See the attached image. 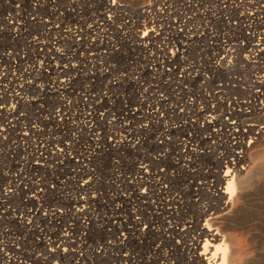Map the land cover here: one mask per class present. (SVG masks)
<instances>
[{
	"label": "bare ground",
	"instance_id": "bare-ground-1",
	"mask_svg": "<svg viewBox=\"0 0 264 264\" xmlns=\"http://www.w3.org/2000/svg\"><path fill=\"white\" fill-rule=\"evenodd\" d=\"M63 1L58 13L54 0L48 4L47 0H0V123L10 120L0 131L18 140L0 141V151H5L0 152V164L10 150L20 158L19 165L0 167L4 176L0 182V264H16L17 259L25 264L84 263L72 253L73 244L90 242L94 227L102 237L106 230L100 247L101 251H116L114 264L130 262L132 255L143 264H264V137L260 130L264 127L253 124L257 117H264V49L255 50L253 62L248 56H238L239 64L260 66V76L252 82L244 100L234 97L237 92L233 87L213 84L209 94L198 89L189 95L193 100L178 109L155 96L142 74L150 73L141 63L133 71V79L124 85L126 90H136L138 101L130 104L133 109L129 110L123 98L126 107L119 106L121 121L117 125L129 123L124 127L121 124L120 129L134 140L132 120L150 124L146 133L154 129L151 143L161 155L157 164L144 160L135 170L129 167L124 173L123 169L109 176L113 196L101 197L92 174L82 171L80 164L85 159L96 162L105 145V141H97L102 139L97 135L100 112L106 110L101 89L114 72L116 54L115 42L104 36L117 32L113 27L117 5L102 4L103 9L91 5L79 14L75 2L70 5V13L66 10L68 2ZM135 1L129 2L133 10ZM139 1L143 6L150 0ZM155 2L166 6L168 0ZM46 4L49 10H43ZM86 12L88 18L83 17ZM242 18L248 22L246 30L260 29L258 35L264 45V16L258 19L244 14L238 19ZM145 29L141 38L133 36L138 46L135 50L149 47L153 52L155 38L151 32L145 34ZM8 41H19L24 48L10 49ZM233 48L228 44L215 49L223 57H209L201 70L208 76L198 72L195 79L187 80L185 72L179 71L183 77L177 83L173 78L168 83L179 89L176 84L216 81L221 70L229 67L226 60L236 61ZM156 53L168 61L163 65L156 59L147 65L154 75L155 70L177 63L176 54L167 57L165 51ZM174 72L172 68L166 75L173 76ZM70 94L67 101L76 102V113L63 100ZM148 96L151 102L146 101ZM47 100L48 135L51 131L63 133L43 137L37 130H22L19 124L24 119L18 112L26 111L31 103L44 107ZM76 119H82L83 126L65 122ZM172 120L179 125H168ZM188 129L190 134L182 135L183 140L173 139L174 131ZM34 137H40V141H30ZM113 142L114 150L134 146L133 141ZM143 142L138 141L133 148L139 151ZM20 168L25 169L33 196L10 212L6 205L17 203L14 196L24 183L16 172H21ZM49 186L59 190V199ZM126 189L129 196L121 194ZM151 199L157 203H149ZM143 201L150 205L151 214L143 211ZM82 219L88 222L84 227ZM155 224L161 229L153 231ZM9 225L13 226L12 233L7 230ZM78 228L84 233L75 235ZM107 259L108 264L111 256Z\"/></svg>",
	"mask_w": 264,
	"mask_h": 264
},
{
	"label": "built area",
	"instance_id": "built-area-1",
	"mask_svg": "<svg viewBox=\"0 0 264 264\" xmlns=\"http://www.w3.org/2000/svg\"><path fill=\"white\" fill-rule=\"evenodd\" d=\"M68 2V7L66 8L67 11L70 13L72 12L70 5L74 2L76 3V9L79 14H82L80 12L81 6H83V1L80 0H66ZM226 0H168L165 6H160L158 2H155V0H150L148 3L141 4L138 6V8L135 9V12H132L129 10V7L124 3V0H93V5H96L101 7L103 9V5L109 4H116V13L115 21H114V29L116 34H111V36H104L105 38L115 42V54H116V60L113 63L114 72L111 73L106 81H104L105 89H101V94L104 96V99L106 102H109L110 100V93L106 90H114L112 92H116L115 90L121 91V88H124L125 83L128 85L129 80L131 78L133 79V71L136 68H139L141 63L144 62V65L146 67V71H148L150 74L142 73L145 76L144 79L148 82H150L151 88L156 92L155 96H159L163 99L161 95L158 94V85H165L167 89H170V93L174 94V92H177L176 96H180L181 94L184 96V94H189L187 91V88H182L183 83L176 84V87H179V89H176L172 84H169V80L173 78L174 83H177L183 76L179 73L185 72V78L187 80L195 79V76L199 72H202L201 70L205 65L207 64V61L209 60V57L215 56L217 60H220L218 56L223 57V55H219L218 52L216 54L213 53V50L220 49L221 47H225L228 44L231 45V47H235L232 50L236 51V49L241 50L242 52L246 51V54L248 58L250 56H254L255 50L262 48L263 45H261L262 37L258 35V32H256V28L252 29V31L246 30V27L249 26L246 19H238L240 16L244 14H252L256 18H261V10L263 8V5L261 3H264V0H227L230 1L231 4H228L227 2H224ZM80 4V6H79ZM137 12V14H136ZM136 15L142 16L143 19H138ZM258 23V22H257ZM147 26L145 29V34L148 32L155 38V41L152 43L153 46V52L151 50L149 51V47L143 48L141 51H136L135 38H141L144 34V29L141 25ZM218 25V26H217ZM213 28L217 29L213 33ZM114 31V30H113ZM225 33V34H224ZM99 39L103 40V35L99 34L97 35ZM230 38H228V37ZM226 40L224 41L223 39ZM220 39H222V45L219 48H216L218 45L214 44V42H219ZM250 40V41H249ZM135 44V45H134ZM134 46V48H132ZM150 45V47L152 48ZM170 46L172 48H176L174 53L172 52V48L170 49ZM252 47H254L252 49ZM155 49V50H154ZM264 49V48H263ZM157 51H165L167 54V57H169L171 54L177 55V63L173 65L171 68L162 67V69L155 70L156 75L151 73V70L149 64H153V61L157 59V61L163 62L165 65L168 61V58L165 57V59H162L159 54L156 53ZM124 51V52H123ZM199 52V53H198ZM191 55H194L193 57ZM198 56L202 58L204 56L205 63L199 65L197 64L198 60L196 59ZM240 56V53L236 52L235 58ZM247 56H241V57H247ZM253 59V58H251ZM196 60V61H195ZM216 61V60H215ZM211 60V62H215ZM253 62V61H250ZM158 63V62H157ZM227 63H230V60L226 61ZM149 68V69H148ZM174 69L175 72L172 75H166L170 71V69ZM179 69V70H178ZM144 70V68H142ZM136 79V76H135ZM158 83V85H157ZM157 85V86H156ZM178 85V86H177ZM118 91V92H119ZM120 94V93H119ZM129 96L127 98H124L125 95H119V106L121 102V107H126V104L124 103V99H130L131 95H137V98L139 97V94L136 92V90L128 89ZM191 94V93H190ZM9 95V94H7ZM124 98V99H123ZM151 96H148L146 101L151 102L150 100ZM188 98V97H186ZM66 98H64V102ZM142 99V98H141ZM138 101V100H137ZM68 104V101H66ZM65 102V104H66ZM126 102V101H125ZM191 102V99H188V101H184V103L189 104ZM127 103V102H126ZM137 103V102H136ZM183 103V104H184ZM130 104L127 103V107L130 109H133L132 106H129ZM40 107L39 105H37ZM43 108V107H40ZM48 109V108H47ZM16 110V107H15ZM74 109L73 113L77 112ZM116 113L115 119L112 120L111 123H108L110 125H113V128L115 131L108 133V136L110 137L108 141H105V137H102V139H97V141H105V145L102 148V154L96 160V162L89 163L85 159V161L80 164V167L83 170H87L92 174V183L94 182L96 185V192L98 191V194L102 197L103 195H111L113 196V193L111 192L112 189L110 187L113 180H109V176L112 174H117L118 171H122L123 173L125 170H129V167H132V164L127 160L122 165H119L116 161H111V169L109 170L107 174V185L103 193L99 189V186L97 185V177L100 176V170L102 168V160L106 159L108 155L113 154L115 156L122 155L123 158H125L127 155H131V152L133 153V147L137 145L138 141L135 142L133 140H130L128 137V133L125 129H120V126L124 127V125L128 126L129 123H121L117 125V123H120L121 119L118 116L119 112ZM43 110H41L39 113L41 114ZM46 111V110H45ZM45 111L43 112L45 114V123L48 120V116H46ZM105 111V110H104ZM104 111L100 112V125L103 124L105 116ZM19 116L23 117V121L19 124L20 128L22 130H26L27 128H30L32 130H37L40 132V129L36 128L35 122H30V119L27 118V115L22 112H18ZM118 119V121H117ZM8 121H10L8 119ZM0 123V129L3 124H7L6 122ZM56 123L61 124V121L59 119H55ZM67 125L69 126H75L76 123H79V125L83 126V120L82 119H76L71 122L65 121ZM134 129L133 123H130ZM169 125V124H168ZM263 127V126H261ZM147 128V126H144L143 129ZM113 129V130H114ZM261 132L264 134V130L260 129ZM50 132V131H49ZM120 132V133H118ZM43 134V137H45L44 132H40ZM97 135L100 136V133L97 130ZM123 134L124 138L121 139V135ZM121 134V135H119ZM5 137H8V139H5ZM12 137L9 138V135H2L0 131V141H11ZM91 139V138H89ZM127 141L131 142L133 141L134 146L133 147H125L124 149H117L114 150L115 143L113 141ZM12 141H18L13 137ZM19 141H24L21 138H19ZM30 141H40V137H34L30 138ZM140 141V140H139ZM1 152V151H0ZM7 157V156H6ZM18 161L19 157L17 156ZM17 161V162H18ZM19 165V162H18ZM90 166H92L94 169L91 170ZM4 167V166H3ZM81 169H77L78 171ZM21 172H17V174L24 180V183H20L21 189L19 191V194H17L16 198L20 202L21 198H24L23 203L27 200L28 197L33 195H27L30 193L29 190H27L26 186L29 188L30 182H28L27 174L25 173V169L20 168ZM2 171V169H0ZM34 185L36 186V182H34ZM22 184V185H21ZM50 190L53 191L55 194H57V199H59V190H55L52 186H49ZM107 189V190H106ZM61 195V194H60ZM102 202H104L102 200ZM27 209V206L25 207ZM9 210V208H8ZM13 212V211H12ZM98 214L105 216L102 211H98ZM87 221L85 219L81 220V227H84V225H87ZM80 227V228H81ZM80 228H78V232L75 233V235L83 234L84 231H81ZM98 229V228H97ZM96 230L94 227L92 229V233L89 236L90 242L85 241L82 242V244H73V250L72 253L77 257L78 259H84V263L80 264H99V262H103L104 264H107L108 259L107 255L111 256V261L108 264H114L112 263V259L114 258V255L112 251H101L100 243L106 238V230H105V236L102 239H93V232ZM77 241L79 237L76 238ZM110 242V240H108ZM105 252V253H103ZM107 259V260H106ZM123 262V263H122ZM121 264H126V261L122 260ZM25 261H21V259L16 260V264H25ZM79 263V262H75ZM103 264V263H102Z\"/></svg>",
	"mask_w": 264,
	"mask_h": 264
},
{
	"label": "rangeland",
	"instance_id": "rangeland-1",
	"mask_svg": "<svg viewBox=\"0 0 264 264\" xmlns=\"http://www.w3.org/2000/svg\"><path fill=\"white\" fill-rule=\"evenodd\" d=\"M52 0H47V4L50 3ZM55 1V6H56V10L58 13H61V10H59V6L62 5V3L64 2L63 0H54ZM82 2V0H80ZM131 1H135V0H124V3L129 7V10H131L132 12L135 11L136 8H138V6L140 5V1L139 0H136L135 3H136V8L133 10L131 8V6H129V2ZM46 4V5H47ZM44 5L43 6V10L46 8L47 10H49V6L47 5ZM93 5V0H84L83 1V6H81V10L80 12H83V11H86V9ZM261 5H263V8H264V3H261ZM262 14H261V18L264 16V11L263 9L261 10ZM88 12L85 13V15L83 17H86L88 18ZM218 26V25H217ZM36 30V28H35ZM217 30V29H214L213 28V33L214 31ZM256 32H258L257 30V26H256ZM40 33V31H37V36L38 34ZM225 34V33H224ZM35 35V37H37ZM228 37V36H227ZM230 38V37H228ZM224 41L226 40L223 39ZM7 44V42H6ZM214 44L218 45L216 48H219L221 47L222 45H224L222 43V39H220L219 42H214ZM10 49H13V50H18V51H21L24 46L21 45V42L19 41H15L13 43L9 42L8 41V44ZM172 48V46H170V49ZM262 48H264V45L262 46ZM61 50H64V49H60ZM176 50V48H172V52L174 53V51ZM246 51L245 50L244 52H242L241 50H238L236 49V52L237 53H240V57L243 55V56H247L246 54ZM24 52V51H23ZM63 52V51H61ZM93 52V51H91ZM124 52V51H123ZM66 53V52H65ZM64 53V54H65ZM199 53V52H198ZM214 54L217 53V51H213ZM255 54V53H254ZM79 57H81L80 55H78ZM192 57L194 55H191ZM220 58V56H218ZM253 57L250 56L249 60L250 61H254L253 59H251ZM198 60L197 64L201 65L203 63H205V58L204 56H202V58L200 56H198L196 58ZM236 61H232L230 60V63H227V65H229V67L227 69H222L221 70V75L218 77H216V81L214 79V81L210 84H207V83H204V81H198L197 83H187V82H184L183 83V86L182 88H187V91L189 92V94H184L185 97H183V95L181 94L180 96H176L177 92H174V94H170V89H167L165 87V85H158V94L161 95L163 97V99H166V103L168 104V107L172 108V109H178L181 105H183L184 101H188V99H192V97H190V93L192 92H196L198 89H201V90H204V93L205 94H209V91L212 89L211 86L214 84V86H227V87H233L235 90H236V95H234V97L236 99H241V100H244L245 97H246V92L251 88L252 86V82H254L256 80V77H259L260 74L258 75V69H259V64H252L251 65H248L249 67H247L245 64L242 65L241 63L239 64L237 62L238 60V57L234 58ZM196 61V60H195ZM228 61V60H226ZM75 64V63H74ZM199 72V71H198ZM202 76H208L205 72H200ZM145 80V79H144ZM156 85V86H157ZM42 88V87H41ZM108 91V93H110V100L109 102H106L104 107H105V111H106V114L104 113V116H105V119H104V122L103 124L100 125V128L98 130V132L100 133V136L101 137H105V141H108V139L110 138L108 136V133H111L113 131H115V129L113 128V125H110L108 123H111L113 119H115L116 117V113L118 111V107H119V90H115L116 92H112L114 90H106ZM121 91H123V93L121 94L122 96L125 95L124 98H127L129 96L128 94V89L126 90L125 88H121ZM70 93H72V89L69 90ZM72 96V94H70L69 96H65L64 98H66L65 100L67 101V97H70ZM132 97L130 99H125V101L129 104H136L138 98H137V95H131ZM188 97V98H186ZM68 104L72 110V112L74 111V109L76 110V102H74L73 100H70L68 101ZM49 105H50V100L46 101L45 103V106L43 108H40L37 106V104L35 103H31V105H29L28 109L26 111H21L22 113H25L27 115V118L30 119V122H35V125H36V128L37 129H40L39 131L40 132H44L45 134V137L46 136H50V137H55L57 136L58 134L60 133H63L62 130H60V133H57V134H54L52 131V135H48L49 133V130L48 128L46 127V123H45V120L46 118L44 117L45 114L43 113L46 108L49 109ZM120 106H121V102H120ZM42 111V113L40 114L39 112ZM75 112V111H74ZM177 121L176 120H172V121H169L167 122V124H169L170 126L172 127H176L179 125V123H176ZM132 123L134 125V127L136 128L135 130V133H136V137L134 138L133 141L137 142V141H144L143 144L141 145V148L139 149V151H136L135 149H133V153L131 152V155H127L125 158H123L122 155H113V154H110L107 156L106 159H103L102 160V168H101V172H100V176L97 177V185L99 186V189L102 191L101 193H103V191L105 190L106 188V185H107V174L109 172V170L111 169V161H116L118 162L119 165H122L125 161H129L130 164H132L134 170L136 168V166H139L141 164V162H144V160H146L147 162L151 163V164H157L158 161L157 160V156L161 153H159L152 145L151 141H154L151 137V132L154 130H151L150 133L148 134V131L146 133V129H143L144 126H147L149 127L150 124L148 123H141L138 119L137 120H132ZM255 123V125H257L259 128L261 126L264 127V117H257L256 119L253 120V124ZM114 129V130H113ZM59 131V130H58ZM57 131V132H58ZM190 130L188 129L187 131H184V132H181L179 130L177 131H174V134H173V139H178V140H183L185 137H183L182 135H189L190 133ZM120 133V132H118ZM122 134V133H121ZM119 134V135H121ZM263 137H264V134H262ZM121 139L124 138L123 134L121 135ZM12 137V136H9V138ZM5 139H8V137H5ZM11 141L13 140V137L10 139ZM124 141V140H123ZM171 141V140H169ZM168 151V150H167ZM5 153L4 150L1 151V154ZM16 153L15 150H10V152L7 154V157H4V163L0 164V167L1 165L4 166V168H6V165L8 164V167L9 168H12L16 165L18 159L17 156H16ZM164 154V153H163ZM3 158L0 157V160H2ZM10 164V165H9ZM1 169V168H0ZM90 169L93 170L94 168L92 166H90ZM1 171H0V182H1V178L3 179L4 176L1 175ZM27 190H29V188L26 186ZM107 190V189H106ZM17 194H19V192H17L14 196V198H16ZM121 194L125 195V196H129L130 194V191L129 190H125V191H121ZM28 196L29 195H33L32 192H30L29 194H27ZM17 200V198H16ZM23 200L24 198H21L20 199V202L23 203ZM155 202L157 203L155 200H149V203L150 202ZM19 201L17 200V203L16 204H8L6 205L7 208H9V211L12 212L16 209V206L18 205ZM155 203H153L155 205ZM142 208H143V211H146L147 213H150L153 211L149 206H146V203L145 201L142 202ZM8 210V209H7ZM25 210H28V206H27V209ZM18 216V214H17ZM6 225H3V227H5ZM13 229V226L9 225L7 226V230L8 231H11ZM161 229V226L158 225V224H155L153 226V231H157V230H160ZM12 233V231H11ZM14 235L11 234V237H13ZM93 239H102L103 237L101 236V234L98 233L97 231V228L96 230L93 232ZM25 242H29V240H25ZM23 245L25 246H29L27 243H23ZM26 248H24L25 250ZM113 255H115L116 251H113L112 252ZM147 255V254H146ZM134 258H131L130 259V262H126V264H143L141 262V259L140 258H137L136 255H132L131 257ZM152 258V256H149ZM107 260V259H106ZM21 261L23 262L24 260L21 259ZM26 262V261H25ZM104 264V261L103 262H99V264ZM112 263H114V258L112 259ZM123 263V262H122ZM95 264V263H93Z\"/></svg>",
	"mask_w": 264,
	"mask_h": 264
},
{
	"label": "snow or ice",
	"instance_id": "snow-or-ice-1",
	"mask_svg": "<svg viewBox=\"0 0 264 264\" xmlns=\"http://www.w3.org/2000/svg\"><path fill=\"white\" fill-rule=\"evenodd\" d=\"M233 194H234V189H233Z\"/></svg>",
	"mask_w": 264,
	"mask_h": 264
}]
</instances>
